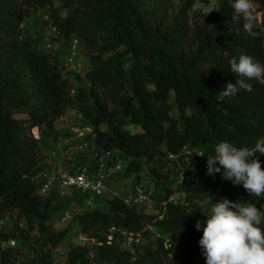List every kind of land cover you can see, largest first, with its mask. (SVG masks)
I'll use <instances>...</instances> for the list:
<instances>
[{
    "label": "trees",
    "instance_id": "16d2710c",
    "mask_svg": "<svg viewBox=\"0 0 264 264\" xmlns=\"http://www.w3.org/2000/svg\"><path fill=\"white\" fill-rule=\"evenodd\" d=\"M54 1L0 0V219L15 211L17 219L26 222L27 232L39 231L45 248L34 264H60L53 259L54 249H65L62 264H166L167 259L200 264L198 242L204 225L198 231L196 221L206 222L212 202L222 197L236 202L232 182L221 173L202 175L207 156L215 154L221 141L253 147L264 137V85L251 80V92L222 97L226 84L237 79L228 61L243 53L264 64V39L244 32L243 20L235 16L229 0H218L212 23L193 26L188 11L195 0H188L166 24L162 19L172 0L152 7L150 0H59L66 14L54 12L45 21L52 23L60 39L102 35L85 74L89 87L72 94L66 76L71 71L64 72L55 56L39 46L40 38L22 30L32 7ZM255 2L264 15V0ZM36 97L43 99L42 109L34 106ZM69 108L93 125L95 142L103 150H119L130 159L127 171L140 175L148 165L163 197L179 192L184 201L169 202L159 219L144 207L108 199L106 209L96 207L75 216L81 227L78 235L95 242H68L69 227L55 230L49 223L63 195L39 192L35 178L45 162L41 140L31 129L53 130ZM128 125L137 130L131 132ZM172 154L177 159L170 158ZM257 155L264 167V156ZM194 160L199 163L198 176L190 163ZM240 189L252 201L242 185ZM254 202L264 210V199ZM149 226L165 230L169 237L154 231L160 234L156 242L142 246V251L138 244L125 249L107 243L111 227L143 235L151 231ZM10 239L0 232V264L18 262L16 249L4 246Z\"/></svg>",
    "mask_w": 264,
    "mask_h": 264
},
{
    "label": "rangeland",
    "instance_id": "374dc122",
    "mask_svg": "<svg viewBox=\"0 0 264 264\" xmlns=\"http://www.w3.org/2000/svg\"><path fill=\"white\" fill-rule=\"evenodd\" d=\"M18 3H22L23 0H17ZM160 0H150V6L159 5ZM188 0H172V3L169 4L168 12L164 15L163 22L166 24L167 20L171 19L175 14L180 12L181 6L187 4ZM219 8L218 0H209L208 2L204 0H195L191 9L188 11L189 23L191 26L198 25H206L208 23H212L214 17ZM259 11V9H258ZM57 12L61 15H65L67 9L63 8L62 2L59 0H55L54 4L46 7H32L30 11V15L25 18L23 23V32L25 35L33 36L34 38L38 37L39 46L46 50L47 52H51L58 63L63 68L64 72L69 71L70 69L66 66L67 60L71 55L72 46H77V56L76 60L77 65L80 66L77 70L69 71L66 76L72 83V87L74 88L73 93H77L78 89L83 86L85 88L89 87V84L86 82L85 74L92 68V60L91 57L95 53L94 45L99 44L102 40V35H92L88 38L84 39H74L78 42L76 43L74 40H63L58 37L55 27L51 22H46L45 20L49 17V15ZM261 14V18L264 19V15L262 11H259ZM161 20V21H162ZM37 96V95H36ZM34 106L42 109L43 107V99L40 97H36L34 99ZM86 120L84 116L77 110L73 108H69L66 112V115L62 118H59L54 124V129L51 130L47 126L38 127V132L41 135L40 146L42 149L41 156L43 160L45 158H49L48 154H50L53 146L62 143V149L65 154H71L72 156L79 155V152L73 148L74 145L64 146L66 137L70 136L71 128L81 122L84 123ZM131 132H135L137 128L132 125L126 126ZM32 134V132H31ZM93 139V138H92ZM70 147V148H69ZM116 157L122 162V170L115 177V182L120 184L122 188L126 191L133 184L139 183L144 185L147 188H151L156 192L157 195H162L163 190L157 187L156 181L154 177L148 170V165L144 163L143 170L140 172V175L133 171H127V165L130 159L119 150L114 151ZM226 181V180H225ZM231 182V181H229ZM233 184V183H232ZM171 186H174L172 183ZM233 192L235 194V201L246 202L249 201L240 189V185H233ZM69 193V192H68ZM71 193V192H70ZM174 196L175 202H183L184 196L177 192ZM60 200V208L59 211L54 215L53 219L49 222L53 229L62 230L66 227H69V239L68 242L73 244H79L80 241L78 237V233L81 229L79 222L75 219V216L81 212L86 210L93 209L92 207H88L85 204L77 201V199L70 200L68 197L61 196ZM96 204L98 208L106 209L108 204L106 200L97 198ZM3 221V223H1ZM153 227V226H152ZM157 232H160L165 238L169 237V233L165 230H161L158 227H153ZM150 229V228H149ZM149 233L143 234L141 240L137 247L141 248L142 246L152 245L156 242L157 235L152 229ZM0 232L4 234H8L11 236L10 242L5 244L4 246L10 245L16 249L18 252L17 264H34L33 260L38 259L42 250L45 248L44 240L42 235L38 230L33 231L32 233L27 232V224L24 220H18L15 211H10L4 214L3 218L0 219ZM21 232L23 234L21 235ZM13 236V238H12ZM156 236V237H155ZM14 240L15 244L12 245L11 241ZM93 241H88L87 244H93ZM84 244V243H83ZM186 245L185 242L179 243L181 248H184ZM126 248V247H125ZM137 250V248H136ZM136 252V251H135ZM53 259L55 262L62 264L64 262L63 258L60 255V251L54 249ZM198 261L200 264H206L205 258L202 254L198 256ZM166 264H181L179 261H171L169 259L166 260Z\"/></svg>",
    "mask_w": 264,
    "mask_h": 264
},
{
    "label": "clouds",
    "instance_id": "9594fccd",
    "mask_svg": "<svg viewBox=\"0 0 264 264\" xmlns=\"http://www.w3.org/2000/svg\"><path fill=\"white\" fill-rule=\"evenodd\" d=\"M234 14L243 20V30L253 38L264 39V19L255 0H229ZM239 35V32H237ZM235 83L228 82L220 92L222 97H233L240 90L252 91L248 81L264 85V64L247 54L228 61ZM231 131V126H228ZM215 154L207 156V175L221 173L233 185H242L252 201L233 202L222 197L211 204L206 222L196 221L203 234L199 246L206 264H264V210L254 202L264 199V167L258 155L264 156V137L253 147L238 148L228 141L219 142ZM203 156L202 154H197ZM217 163L219 166H217ZM223 170V171H221ZM190 215V214H189Z\"/></svg>",
    "mask_w": 264,
    "mask_h": 264
},
{
    "label": "built area",
    "instance_id": "2783aa9c",
    "mask_svg": "<svg viewBox=\"0 0 264 264\" xmlns=\"http://www.w3.org/2000/svg\"><path fill=\"white\" fill-rule=\"evenodd\" d=\"M74 41L78 42L77 40ZM76 56L77 46L73 45L66 64L71 71L77 70L80 66L75 61ZM38 131V127L31 129L32 136L40 141L41 135ZM62 145V143H59L53 146L50 154H48L49 158L44 159L45 167L43 171L35 178L41 195L46 196L52 191H57L69 199H77V201L81 199V203L89 208L98 207L96 204L97 198L104 200L120 199L129 207H144L145 210L155 214L159 219L163 218L169 202L174 201V196L165 198L139 183L131 185L126 191L120 184L116 183L115 177L123 169L122 162L114 152L103 150L96 144L94 127L90 122L85 121L84 123L75 124L71 128L70 136L66 137L64 146L74 145L73 148L79 152V155L65 154ZM199 154H202V152H199ZM170 158L177 159V156L172 154ZM190 163L198 176V160ZM206 172L205 165L202 175L208 176ZM184 177L185 175L182 173L180 183H182ZM149 228L156 232L152 226L147 229ZM156 235L159 236L160 234L157 233ZM78 237L80 241H86L82 243L95 242L94 239H90L83 234L78 235ZM141 237L140 233L135 234L127 229L111 227L107 235V243H118L123 248L126 247L125 249H133L134 244H139ZM11 243L14 245V240ZM165 245L168 247V240L165 241ZM66 254L65 249L60 250L63 259L66 258Z\"/></svg>",
    "mask_w": 264,
    "mask_h": 264
}]
</instances>
